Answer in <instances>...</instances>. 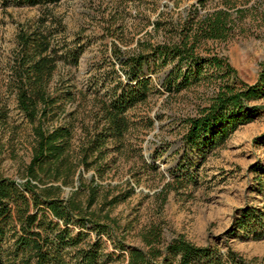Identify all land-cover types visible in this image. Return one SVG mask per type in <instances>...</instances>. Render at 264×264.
Listing matches in <instances>:
<instances>
[{"label": "trees", "instance_id": "trees-1", "mask_svg": "<svg viewBox=\"0 0 264 264\" xmlns=\"http://www.w3.org/2000/svg\"><path fill=\"white\" fill-rule=\"evenodd\" d=\"M62 1L0 0V5L49 7ZM232 15L224 8L206 13L197 8L176 36L144 42L127 54L120 49L116 58L124 78L101 80L96 103L81 120L74 114L61 118L66 104L76 97L73 70L85 52L80 36L71 39L62 19L51 12L20 30L5 85L32 125L34 140L25 180L0 173V264H255L232 247L198 245L183 235L166 240L160 224L141 231L143 246L131 245L109 213L93 208L97 188L82 186V191L65 194L66 186L81 179L82 169H94L103 178L112 162L109 154L124 149L135 124L130 111L160 91L152 71L166 69L158 84L169 94L201 82L215 83L207 104L185 120L188 156L193 153L205 160L230 133L261 115L264 61L255 83L238 86L225 57L200 50L203 41L229 37ZM60 68L67 73L55 80ZM9 112L7 103L0 101V141ZM78 120L83 130L75 145ZM85 190L90 192L87 199L82 198ZM246 215L249 225L255 214ZM239 227L246 224L241 221Z\"/></svg>", "mask_w": 264, "mask_h": 264}, {"label": "rangeland", "instance_id": "rangeland-1", "mask_svg": "<svg viewBox=\"0 0 264 264\" xmlns=\"http://www.w3.org/2000/svg\"><path fill=\"white\" fill-rule=\"evenodd\" d=\"M197 8L201 13L224 8L233 14L229 37L203 41L200 50L225 57L236 85L255 83L264 61V0H63L49 7L0 5V101L10 110L0 141V173L25 180L32 156V125L5 85L22 28L51 12L62 19L71 39L80 36L85 52L73 70L76 97L66 104L61 118L74 114L81 120L94 107L101 80L107 76L111 83L119 75L124 78L116 58L120 49L127 54L144 42L176 36ZM66 73L60 68L55 80ZM164 73L166 69L150 73L160 91L130 111L135 124L124 149L109 154L112 162L103 178L94 169H82L81 179L66 186L65 194L82 191V186L97 188L93 208L109 213L131 245L143 246L141 231L160 224L166 240L183 235L198 245L232 247L255 264H264V110L230 133L205 160L193 153L188 156L183 143L185 120L207 104L215 83L201 82L169 94L158 84ZM258 103L264 105V98ZM80 120L75 145L83 130ZM89 193L85 190L82 198ZM247 212L255 214L249 225ZM241 221L246 228L239 227Z\"/></svg>", "mask_w": 264, "mask_h": 264}]
</instances>
